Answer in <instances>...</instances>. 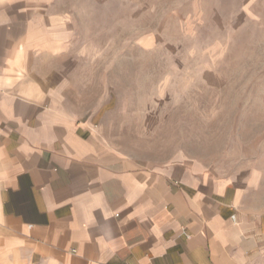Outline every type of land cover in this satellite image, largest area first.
Segmentation results:
<instances>
[{
	"label": "crops",
	"instance_id": "obj_1",
	"mask_svg": "<svg viewBox=\"0 0 264 264\" xmlns=\"http://www.w3.org/2000/svg\"><path fill=\"white\" fill-rule=\"evenodd\" d=\"M41 25L0 21V264H264V214L203 168L112 146Z\"/></svg>",
	"mask_w": 264,
	"mask_h": 264
},
{
	"label": "rangeland",
	"instance_id": "obj_2",
	"mask_svg": "<svg viewBox=\"0 0 264 264\" xmlns=\"http://www.w3.org/2000/svg\"><path fill=\"white\" fill-rule=\"evenodd\" d=\"M13 16L65 39L69 86L117 150L203 168L264 214V0H0Z\"/></svg>",
	"mask_w": 264,
	"mask_h": 264
}]
</instances>
